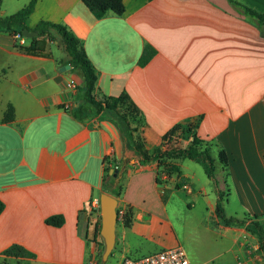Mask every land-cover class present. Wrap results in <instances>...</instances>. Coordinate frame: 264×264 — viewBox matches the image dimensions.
Wrapping results in <instances>:
<instances>
[{
	"label": "crops",
	"instance_id": "obj_1",
	"mask_svg": "<svg viewBox=\"0 0 264 264\" xmlns=\"http://www.w3.org/2000/svg\"><path fill=\"white\" fill-rule=\"evenodd\" d=\"M241 1L264 12V0ZM28 2L0 0V16ZM123 3L122 14L96 18L81 0H37L26 22H62L83 40L97 71V96L128 94L148 150L171 147L173 140L162 136L176 125L188 129L180 147L194 136L216 142L227 156L224 168L219 150L210 152L225 215L233 197L236 206L226 216H248L264 228V37L227 0ZM15 41L0 33V261L84 264L94 258L103 238L99 207L90 205L99 203L104 167L112 160L124 167L113 250L120 258H140L179 243L157 189L161 181L175 188L179 179L189 191L187 159L170 160L174 170L163 175L156 162L141 163L123 147L113 123L71 118L65 108L74 102L80 73L69 72L71 66L60 70L64 52L55 45L47 47L48 55H33ZM145 44L156 52L139 65ZM149 188L154 196L147 202L142 198ZM56 214L64 218L61 226L45 222ZM214 226L222 246L198 264H264L244 227ZM129 234L153 248L142 251ZM14 244L28 254H5Z\"/></svg>",
	"mask_w": 264,
	"mask_h": 264
},
{
	"label": "trees",
	"instance_id": "obj_2",
	"mask_svg": "<svg viewBox=\"0 0 264 264\" xmlns=\"http://www.w3.org/2000/svg\"><path fill=\"white\" fill-rule=\"evenodd\" d=\"M36 1L29 0L25 6L16 12L7 16H0V33L12 35L16 40L17 47L28 54L48 55L47 47L50 44L59 47L64 52V57L58 60V64H70L71 68L69 72H78L82 77V82L77 86L73 104L65 108L68 115L82 123L94 117L113 123L119 131L123 147L131 150L141 163L156 162L159 173L162 172L168 176L172 173L174 170V165L170 163L172 159H190L201 164L206 175L214 183L217 195L214 211L216 217L219 219L218 222L225 226L244 227L246 231L256 238L259 251L264 257V228L262 225L248 216L240 218L225 215L222 205L224 192L218 187V181L215 177L214 158L209 148L205 145V141L194 136L186 147L166 148L164 150L155 148L149 151L139 137H134L133 128L130 126V123L132 120H135L138 124L142 125V118L135 105L130 101L128 94L121 92L119 95L97 96V71L85 51L83 40L67 24L62 22L39 20L33 27L27 25V17L33 11ZM81 1L96 18H102L107 13L120 15L124 11L123 0ZM227 1L243 19L253 24L259 30L261 37H264V12L249 6L241 0ZM24 29L35 31L37 34L33 37H24L22 35ZM17 34H20L27 43H21L20 39L16 38ZM155 52V49L151 45L145 44L138 59V64L144 65ZM9 116L8 113L5 114V117ZM178 127L180 126L176 125L171 128L162 138L164 139ZM218 160L224 168L227 166V156L223 149H220L218 153ZM107 161L109 160L107 159ZM116 162V160H112L108 164H105L102 191L119 196L124 168L121 175L117 174L114 176L109 173L110 169L120 170L122 168L121 164H116ZM116 165L117 168H115ZM157 181L159 182L158 178ZM177 186L180 187L181 184L177 183ZM3 208L4 204L0 200V213ZM125 221L126 223L128 222L127 219ZM45 222L53 226H61L64 223V218L61 214H56L46 218ZM102 245L104 246V242H102ZM5 254L24 256L28 253H26L23 247L14 244L5 250ZM0 264H7L6 259L0 261Z\"/></svg>",
	"mask_w": 264,
	"mask_h": 264
},
{
	"label": "rangeland",
	"instance_id": "obj_3",
	"mask_svg": "<svg viewBox=\"0 0 264 264\" xmlns=\"http://www.w3.org/2000/svg\"><path fill=\"white\" fill-rule=\"evenodd\" d=\"M53 49L54 53L57 54V48ZM130 124L133 128L134 137H139L143 141L140 129L142 125L138 124L135 120H132ZM187 132V128L180 126L171 134L167 135L164 139L169 138L171 141L173 140V142H171V147L166 148L180 147V145L184 144ZM204 143L212 153L213 151L219 150V146L214 141H206ZM156 148L164 150L160 146ZM185 162L188 164L186 171L189 172V175L186 181H188L190 190L186 191L185 189L178 187L177 183L183 182L178 179L175 184V188H165L164 182H159L157 192L166 204V216L171 223L174 236L179 242L171 245L170 247L181 246L186 252L191 263L198 264V261L202 258L214 257L222 246L220 241L217 239L215 231L216 227L214 226L215 224H219V222H217L219 219L216 220V214L214 211L216 203L214 195L216 192L213 181L206 175L201 164L188 159L185 160ZM106 164H108V162ZM190 175H192L191 179ZM143 193H145V197L142 199H147V202L151 200L152 196H154L151 188ZM114 197L117 198V196ZM235 206L236 203L232 197L230 204L225 205L226 215H230ZM116 229L118 233L120 230L119 222L116 224ZM128 236L129 241L133 245L142 247V251H146L154 246L153 243L145 239H139L132 234H129ZM164 248L168 247L158 248L154 251ZM103 251L104 246H101L94 258L91 259L90 256H87L84 259V264H119L121 258L120 254L116 252V249L111 252L105 262L102 261ZM260 255L264 262V257L261 252ZM10 263L13 264L12 262Z\"/></svg>",
	"mask_w": 264,
	"mask_h": 264
},
{
	"label": "water",
	"instance_id": "obj_4",
	"mask_svg": "<svg viewBox=\"0 0 264 264\" xmlns=\"http://www.w3.org/2000/svg\"><path fill=\"white\" fill-rule=\"evenodd\" d=\"M35 31H29L28 29H24L22 31V35L24 37H33L36 36ZM70 68V64H66L60 68L63 72L66 69ZM122 167L120 170L110 169L109 173L116 176L117 174L121 175L123 172ZM117 204L118 200L116 197L109 193L102 192L99 196V210L101 216V227H100V235L103 238L104 242V251L102 253V261L105 262L108 256L111 254L116 239V224H117Z\"/></svg>",
	"mask_w": 264,
	"mask_h": 264
},
{
	"label": "built area",
	"instance_id": "obj_5",
	"mask_svg": "<svg viewBox=\"0 0 264 264\" xmlns=\"http://www.w3.org/2000/svg\"><path fill=\"white\" fill-rule=\"evenodd\" d=\"M16 38L20 39V41H22L23 39L20 34H17ZM115 168H117V166H115ZM90 206L99 207V203L97 201L92 202ZM120 214H123V211L122 209L117 208V217ZM119 264H192V263L181 246H173L146 254L140 258H131L128 256H124L121 258ZM209 264H221V263L213 260ZM236 264H248V263L246 261L239 260L237 261Z\"/></svg>",
	"mask_w": 264,
	"mask_h": 264
}]
</instances>
